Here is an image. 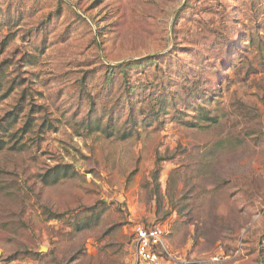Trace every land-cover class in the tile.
<instances>
[{
    "label": "rangeland",
    "instance_id": "374dc122",
    "mask_svg": "<svg viewBox=\"0 0 264 264\" xmlns=\"http://www.w3.org/2000/svg\"><path fill=\"white\" fill-rule=\"evenodd\" d=\"M0 140V264H264V0H0Z\"/></svg>",
    "mask_w": 264,
    "mask_h": 264
},
{
    "label": "built area",
    "instance_id": "2783aa9c",
    "mask_svg": "<svg viewBox=\"0 0 264 264\" xmlns=\"http://www.w3.org/2000/svg\"><path fill=\"white\" fill-rule=\"evenodd\" d=\"M136 261L134 264H164L166 255H170L165 233L160 226L139 224L135 227Z\"/></svg>",
    "mask_w": 264,
    "mask_h": 264
},
{
    "label": "trees",
    "instance_id": "16d2710c",
    "mask_svg": "<svg viewBox=\"0 0 264 264\" xmlns=\"http://www.w3.org/2000/svg\"><path fill=\"white\" fill-rule=\"evenodd\" d=\"M254 41V40H252ZM198 113H197V117H196V122H218L219 118L218 116L215 115H211V110L210 109H206L205 107H202L201 105L198 106ZM107 126V125H106ZM106 126H104V128L102 129H106ZM108 127V126H107ZM5 143L0 140V149H3ZM71 166H57L55 169V173L53 175V183H58L60 181V179H63L65 177L71 176L73 172H71Z\"/></svg>",
    "mask_w": 264,
    "mask_h": 264
}]
</instances>
